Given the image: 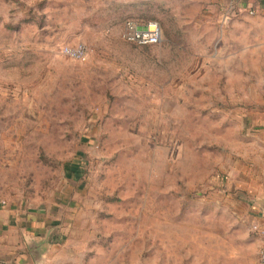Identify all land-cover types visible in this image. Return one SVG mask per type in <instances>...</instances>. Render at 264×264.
<instances>
[{
  "label": "rangeland",
  "instance_id": "374dc122",
  "mask_svg": "<svg viewBox=\"0 0 264 264\" xmlns=\"http://www.w3.org/2000/svg\"><path fill=\"white\" fill-rule=\"evenodd\" d=\"M248 7L0 0V206L40 213L32 240L58 263L252 264L264 5ZM128 20L162 40L128 41ZM78 44L86 60L62 53Z\"/></svg>",
  "mask_w": 264,
  "mask_h": 264
},
{
  "label": "crops",
  "instance_id": "0c3cea01",
  "mask_svg": "<svg viewBox=\"0 0 264 264\" xmlns=\"http://www.w3.org/2000/svg\"><path fill=\"white\" fill-rule=\"evenodd\" d=\"M237 1L240 7L247 4L249 9L264 5V0ZM251 194L257 198L251 207L253 223L264 225V177L252 188ZM42 222L41 214L36 211L0 206V264H61L65 255L46 252L50 240H32L36 227L44 225ZM244 244L250 246L252 264H258L262 240H244ZM58 260L61 261L58 263Z\"/></svg>",
  "mask_w": 264,
  "mask_h": 264
},
{
  "label": "built area",
  "instance_id": "2783aa9c",
  "mask_svg": "<svg viewBox=\"0 0 264 264\" xmlns=\"http://www.w3.org/2000/svg\"><path fill=\"white\" fill-rule=\"evenodd\" d=\"M253 13V10H251ZM124 37L131 42L141 45L158 44L163 37V29L158 21H150L145 26H140L133 20H128L125 25ZM62 53L76 60H86L89 58V48L85 44L76 46H64ZM254 233L262 240L258 254V264H264V225L253 224Z\"/></svg>",
  "mask_w": 264,
  "mask_h": 264
}]
</instances>
